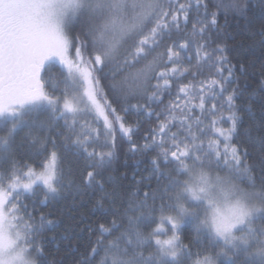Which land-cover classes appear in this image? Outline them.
Instances as JSON below:
<instances>
[{"label": "snow or ice", "instance_id": "snow-or-ice-1", "mask_svg": "<svg viewBox=\"0 0 264 264\" xmlns=\"http://www.w3.org/2000/svg\"><path fill=\"white\" fill-rule=\"evenodd\" d=\"M191 3L207 7L204 0H191ZM214 3L225 15L230 12L242 14L248 0H214ZM173 6L175 11L170 15L169 9ZM216 15L211 14L208 24L196 21L201 26L196 28L194 25V31L203 36L209 25L216 26ZM181 18L187 22L188 6L177 0H0V131L5 132L0 135V264H8V254L15 249H19L20 254L27 253L33 258V264H37L32 250L40 253L43 249L36 238L46 226L54 223L43 216L39 223H33L30 212L25 218L22 208L27 211L28 206L21 196L34 195L39 187L46 202L67 186L57 151L49 152L39 170L28 164L21 165L12 157L15 134L27 126L25 118L47 110L55 119L64 120L73 131L80 123L82 131L71 144L96 161L90 167L110 166L113 151L95 148L89 151V146L99 141L101 129L91 127L85 117L91 116L101 125L104 146L109 148L114 147L117 131L130 138L133 129L125 125L124 117L112 106L100 85L98 73L109 67L108 74L113 81L109 87L124 98L144 95L151 87L154 91L148 99L155 101L172 88L173 80L188 71L169 67L179 63L181 52L185 58H190L187 42L169 45L165 52L157 53L164 40L170 39L171 33L179 29ZM77 28L79 31H74ZM129 43L131 48L125 50L121 59V50ZM89 47L92 54L86 57L84 52ZM204 49V43L195 46L197 65L203 67L201 62L210 61L217 74L222 76L225 69L219 65L226 62L223 49ZM216 52L221 54L215 55ZM137 64L143 66L129 73L120 83L114 82L118 72ZM50 67L61 69L63 82L68 87L57 89L52 79L46 78ZM153 79L156 83L150 84ZM231 79L232 68L229 67L224 80ZM57 90L60 95L54 94ZM218 92L224 93L225 86L221 79L215 78L198 86L190 83L177 86V101L168 105L166 122L158 125V131L151 138L152 145H143L144 148L160 147L164 162L171 161L176 165L177 178L160 172L159 157L151 161L157 179L167 180L160 192L151 195L152 211L159 215L144 213L145 201L129 199L125 213L131 211L139 215L127 216L128 227L116 240L109 241L107 246L98 241L97 247L92 248L90 254L93 256L98 255V247L104 253L99 264H183L190 254L181 235L186 221L196 223L197 237L207 234L214 245L222 242L217 245L218 253L204 255L195 264H219L221 256L231 264H264V228L253 227L256 218L264 220V188L256 190L252 166L246 161V150L232 143L240 119L234 111L236 90L224 97L220 108L212 102L217 99ZM197 97L199 103L192 104ZM205 97H210L206 128L202 120L192 115L196 108L201 114L205 113ZM129 107L147 111L145 105ZM223 108L228 109L227 116L221 111ZM176 111L186 114L177 118ZM177 120L182 137L170 131ZM190 120L195 121L200 135L192 130ZM225 120L229 127H220ZM166 129L168 140L164 138ZM202 136L211 138L205 140ZM25 142L19 147L39 145L37 152L45 148V144L31 134ZM165 143L168 148H164ZM136 150L133 144L132 151ZM4 162L8 163L6 170L3 169ZM99 174L88 171L85 183L89 186L98 183L96 176ZM244 183L249 187H242ZM143 196L148 197L149 193L144 192ZM157 200L163 203L156 205ZM232 201L235 203L229 213L214 216L210 225L207 219H201L221 202ZM153 221L154 226L147 235L139 230L141 223ZM121 227L113 222V228L102 225L101 231L111 234ZM164 235L168 238L161 239ZM152 245L154 250L146 254V246Z\"/></svg>", "mask_w": 264, "mask_h": 264}, {"label": "trees", "instance_id": "trees-1", "mask_svg": "<svg viewBox=\"0 0 264 264\" xmlns=\"http://www.w3.org/2000/svg\"><path fill=\"white\" fill-rule=\"evenodd\" d=\"M177 3H184L188 6V20L185 23L182 18L180 19L179 29L171 33L170 39L164 40L161 47L157 49V53L165 52L169 45L187 42L190 58H185L184 52H181L179 63L169 65V67L188 69L184 76L172 81L170 90L164 91L155 101L148 99V96L154 91L151 87L144 95L124 98L109 87L110 82H113L112 77L108 74L109 67L98 73L100 85L112 106L124 117L125 125L131 126L133 129L130 138L117 131L114 147L109 148L104 146L105 135L101 125L94 122L91 116L85 117L91 127L101 129L99 141L91 144L89 151L93 148L97 151H113L114 155L110 166L99 169L90 167L96 161L71 144V140H74L76 135L82 131L80 123L75 126L73 131L65 124L64 120L55 119L51 111L34 112L25 118L27 126L16 132L12 157L21 165L28 164L39 170L49 152L55 150L60 157L59 166L64 171L67 184L59 194L46 202L43 201L44 192L39 187L35 190L34 195L24 194L21 196V200L28 206L27 211L22 208L25 218H28L30 212L33 223H39L42 216L54 222L52 225L46 226L36 238L37 244L43 249L40 253L32 250L37 264H99L104 253L98 247V255L93 256L90 254L92 248L97 247L98 241L107 246L109 241L116 240L121 232L128 227L127 216L139 215V213L131 211L125 213L129 199L137 202L145 201L147 207L142 208V211L146 214L159 215V212L152 211L151 195L154 192H160L167 180L163 177L157 179L154 173L155 166L151 161L159 157L160 172L167 173L173 178H177L176 165L171 161L164 162L160 147L153 145L150 148H144L143 145L146 143L152 145L151 138L154 132L158 131V125L161 122H166L168 105L177 101L178 85L190 83L198 86L201 82L212 78L221 79L225 86V92L222 94L218 92L217 99L212 101L217 103L218 108L224 104V97L232 90H236L234 111L240 119L232 143L246 150V161L252 166L256 190L264 188V0H248L242 14L230 12L227 15L215 6L214 0H204L206 8L191 3V0H177ZM174 11L175 6L169 9L170 15ZM212 13L217 14L216 26L209 25L203 36L196 33L194 25L196 28L201 26L196 21L208 24ZM74 31H79V29ZM200 43L205 44L204 50L207 51L223 49L226 62L219 65L225 69L222 76L217 74L216 68L211 66L210 61L201 62L203 67L197 65L194 50L195 46ZM130 48V43L124 45L121 50V59L124 57L125 50ZM174 50L179 49L174 48ZM84 54L86 57H90L91 48L89 47ZM214 54L220 55L221 53ZM142 66V64H137L134 68L118 72L114 82L120 83L125 76ZM229 67L232 68V79L224 80V77L228 76ZM193 73H195V77ZM45 75L46 78L52 79L53 85L57 89L68 87L63 82L64 74L59 67H50ZM155 83L154 79L150 81V84ZM48 90L50 93L52 92L51 87ZM69 91H71L70 88ZM54 94L60 95V92L57 90ZM209 99L210 97H205L206 111L204 114H201L199 108L192 111L194 117L203 121L205 128L209 123L206 119L207 110L210 108ZM191 103L198 104L199 98H194ZM133 104L145 105L147 111L143 108L131 109L129 105ZM123 109L128 110L125 112ZM221 111L225 116L229 114L227 108H223ZM148 113H153V115ZM185 114L180 111L174 113L177 118H183ZM189 122L192 124V130L200 135L195 121L190 120ZM219 126L228 128L229 123L225 120ZM170 131L183 136L178 120L171 125ZM167 133L168 129L165 130V140L170 138ZM4 134V131H0V135ZM29 134L38 137L40 142L45 144V148L37 152L36 147L39 145L19 147L21 143L26 144L25 138ZM201 138L207 140L211 137L202 136ZM133 144L136 145V151H132ZM168 146L165 143L164 148H168ZM7 168L8 163L4 162L3 169ZM88 171L100 173L96 176L98 183L91 186L85 183ZM69 181L70 183H68ZM241 186L249 187L247 183ZM144 192H148L149 196L144 197ZM155 203L160 205L163 201L157 200ZM164 211L167 213L168 209L165 208ZM113 222L116 225H122L120 230L114 229L111 234L102 233L101 226L113 228ZM154 223L155 221L147 224L141 223L138 226L139 230L147 235ZM253 227L264 228V220L256 218ZM195 229V222L186 221L182 226V242L187 244L190 249V254L184 259L183 264H195L198 258L202 260L204 255L212 256L220 251L217 245L222 242H217V245H214L211 242V236L207 234L197 237ZM149 244L151 245V241ZM153 250L154 245L146 246V254ZM219 264H231V262L221 256Z\"/></svg>", "mask_w": 264, "mask_h": 264}, {"label": "clouds", "instance_id": "clouds-1", "mask_svg": "<svg viewBox=\"0 0 264 264\" xmlns=\"http://www.w3.org/2000/svg\"><path fill=\"white\" fill-rule=\"evenodd\" d=\"M232 202H221L218 207L209 209L208 215L206 218L202 217L201 219H207L208 224L212 223L214 216L216 215H227L234 205ZM16 257V258H13ZM8 264H33V258L30 257L27 253L20 254L19 249H15L8 254Z\"/></svg>", "mask_w": 264, "mask_h": 264}, {"label": "rangeland", "instance_id": "rangeland-1", "mask_svg": "<svg viewBox=\"0 0 264 264\" xmlns=\"http://www.w3.org/2000/svg\"><path fill=\"white\" fill-rule=\"evenodd\" d=\"M224 173L223 172H221V175H223ZM243 187V186H242ZM168 235H170V231L168 232ZM165 238H168V236L167 235H164V236H161V239H165Z\"/></svg>", "mask_w": 264, "mask_h": 264}, {"label": "bare ground", "instance_id": "bare-ground-1", "mask_svg": "<svg viewBox=\"0 0 264 264\" xmlns=\"http://www.w3.org/2000/svg\"><path fill=\"white\" fill-rule=\"evenodd\" d=\"M242 16H244V15H242ZM206 22V21H205ZM234 72V71H233ZM53 115V114H52ZM208 255V254H207Z\"/></svg>", "mask_w": 264, "mask_h": 264}]
</instances>
